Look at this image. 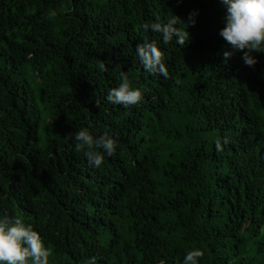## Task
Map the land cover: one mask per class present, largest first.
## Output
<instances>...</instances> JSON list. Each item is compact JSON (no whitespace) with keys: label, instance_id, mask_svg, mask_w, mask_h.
<instances>
[{"label":"trees","instance_id":"1","mask_svg":"<svg viewBox=\"0 0 264 264\" xmlns=\"http://www.w3.org/2000/svg\"><path fill=\"white\" fill-rule=\"evenodd\" d=\"M194 9L184 45L140 27ZM225 14L220 0H0V212L33 225L50 264H182L196 247L200 264H264V53L225 61ZM145 35L168 78L141 65ZM121 71L143 102L107 101ZM81 128L118 140L100 168L65 139Z\"/></svg>","mask_w":264,"mask_h":264},{"label":"clouds","instance_id":"2","mask_svg":"<svg viewBox=\"0 0 264 264\" xmlns=\"http://www.w3.org/2000/svg\"><path fill=\"white\" fill-rule=\"evenodd\" d=\"M182 3V0H178ZM225 7L226 14L223 17L224 27L220 29L219 36L224 39L230 50L223 51L225 61L230 59L237 51L242 53V60L248 67H255L259 62L253 52L264 53V0H220ZM58 15L55 9L49 13L50 18ZM199 10L189 13L188 21H183L179 16L172 14L166 20L159 17L153 21H145L140 27L148 33H159L164 43H171L176 39L178 45H184L190 38L188 31L181 30V23L195 26ZM136 54L144 70L150 74H158L164 78L169 77V69L165 62V53L158 46L155 39L150 40L147 35L143 42L136 47ZM101 71H107L106 63L98 64ZM121 83L118 87L108 90L106 99L115 105L125 107L143 102L144 91L139 87H133L132 81L126 72L121 71ZM74 137L76 151H83L89 165L100 168L105 156L115 154L118 140L108 132L94 136L88 128H81L75 133H70L67 138ZM223 143L217 138L215 144L217 150H223ZM52 249L46 246L41 234L35 230L31 223H26L19 216H12L7 212H0V264H50ZM203 249L196 247L187 251L182 264H200L204 257ZM100 258L92 256L87 264H98ZM161 264H166L162 261Z\"/></svg>","mask_w":264,"mask_h":264}]
</instances>
